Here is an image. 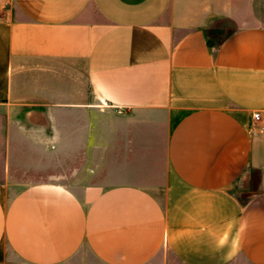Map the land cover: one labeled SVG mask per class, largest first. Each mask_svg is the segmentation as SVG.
<instances>
[{
    "label": "crops",
    "instance_id": "crops-1",
    "mask_svg": "<svg viewBox=\"0 0 264 264\" xmlns=\"http://www.w3.org/2000/svg\"><path fill=\"white\" fill-rule=\"evenodd\" d=\"M254 6L0 0V264H264ZM219 17L239 22L212 47ZM82 109L116 112L118 131L147 142L149 156L163 152V180L13 181L14 149L51 148L62 113L75 124Z\"/></svg>",
    "mask_w": 264,
    "mask_h": 264
},
{
    "label": "rangeland",
    "instance_id": "rangeland-1",
    "mask_svg": "<svg viewBox=\"0 0 264 264\" xmlns=\"http://www.w3.org/2000/svg\"><path fill=\"white\" fill-rule=\"evenodd\" d=\"M254 18L251 23L264 24V0H254ZM226 17L214 20L208 28L213 42L221 41L238 23ZM63 81L72 79V72L60 71ZM77 87L82 85L77 76ZM87 89V99L90 92ZM84 109L72 115L75 124L69 123L68 113L60 123V141L51 148L19 146L14 149L12 179L22 181L56 180L77 186L87 183L138 182L146 185L160 183L164 178L163 152L149 156L147 142L127 130L118 131L116 112L101 114ZM123 128V129H122ZM125 129V130H124ZM132 129V126H130ZM153 172H150V171ZM151 181V182H150Z\"/></svg>",
    "mask_w": 264,
    "mask_h": 264
},
{
    "label": "trees",
    "instance_id": "trees-1",
    "mask_svg": "<svg viewBox=\"0 0 264 264\" xmlns=\"http://www.w3.org/2000/svg\"><path fill=\"white\" fill-rule=\"evenodd\" d=\"M209 42H210V45H211L212 47H218L219 44H220V41H218V42H213L211 39L209 40Z\"/></svg>",
    "mask_w": 264,
    "mask_h": 264
},
{
    "label": "built area",
    "instance_id": "built-area-1",
    "mask_svg": "<svg viewBox=\"0 0 264 264\" xmlns=\"http://www.w3.org/2000/svg\"><path fill=\"white\" fill-rule=\"evenodd\" d=\"M254 117H255L256 119H259L260 114H259V113H255V114H254Z\"/></svg>",
    "mask_w": 264,
    "mask_h": 264
}]
</instances>
